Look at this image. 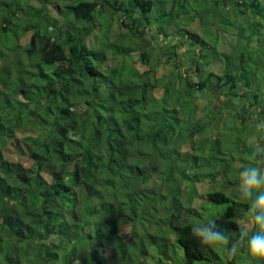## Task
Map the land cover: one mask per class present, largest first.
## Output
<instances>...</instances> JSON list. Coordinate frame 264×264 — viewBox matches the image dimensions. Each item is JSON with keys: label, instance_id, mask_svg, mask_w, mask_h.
Instances as JSON below:
<instances>
[{"label": "trees", "instance_id": "1", "mask_svg": "<svg viewBox=\"0 0 264 264\" xmlns=\"http://www.w3.org/2000/svg\"><path fill=\"white\" fill-rule=\"evenodd\" d=\"M38 1L0 0V264H264L226 250L248 219L236 197L247 141L264 146V0ZM153 22L157 48L176 60L184 45L188 67L134 66L135 50L150 62L140 37ZM213 59L221 70L193 80ZM211 81L229 106L199 102ZM226 110L237 125H218ZM10 142L29 164L6 155ZM211 221L227 245L194 238Z\"/></svg>", "mask_w": 264, "mask_h": 264}, {"label": "rangeland", "instance_id": "2", "mask_svg": "<svg viewBox=\"0 0 264 264\" xmlns=\"http://www.w3.org/2000/svg\"><path fill=\"white\" fill-rule=\"evenodd\" d=\"M28 3H32V4H37L39 1L38 0H26ZM193 12V10H192ZM53 13L55 15H58L59 14V11L56 10V11H53ZM114 26L116 29L118 30H121L124 31L126 29H129L128 27V23L127 22H122L120 25L117 23L118 21V15L115 14L114 15ZM212 15L210 14L208 19L211 20L212 19ZM155 22V21H154ZM152 24V28H145V31L146 33H144V35H142L140 37V40H141V46H147L152 50V56H150V62L149 64H144L142 63L139 59H138V54H139V50H135L132 52L131 56H130V59L133 61V64L134 66L142 71V70H145V69H148L150 65H153L154 67V71H155V76L159 77L163 74H171V72H175L176 71V64L179 63V60L184 63L183 67H188L190 65V57L187 54V51L184 52V45H181L177 50L179 52V54H181V57H179V59L177 58L176 60L174 59H170L167 57V51L165 52V49L164 51H162L160 48H157V41H161L162 38L160 35H156V36H151L152 33H155V23L157 24V22H155ZM187 26V25H186ZM190 26L193 28V29H198L200 30L201 32H203L205 35L204 37L206 38V40H212L213 42L210 43L209 42V45H212V44H215L216 48L218 49H221V50H227L229 49V44H228V38L227 36L225 35V37H223V39H216L212 37H209L210 35V29L213 25L211 23H208L206 25H202L200 26L198 24L197 26V23L196 21H194L193 23L190 24ZM189 26V27H190ZM197 27V28H195ZM204 29H207L208 31H205L204 32ZM151 30L153 32H151ZM149 32L151 34H149ZM208 38V39H207ZM26 39V35L25 36H21L20 37V41H25ZM92 40V38L89 37V41ZM223 40V42H222ZM225 42V43H224ZM156 46V47H155ZM211 49V48H210ZM203 51H207L205 48L203 49ZM14 53V51H12ZM185 53V54H184ZM191 56V55H190ZM120 57V56H119ZM118 57V58H119ZM211 56H206V59L210 58ZM117 57H109L107 60H105V64H114V62L118 59ZM200 62V60H199ZM221 67H222V63L220 62V60H217V59H213V60H210V62L208 63L207 66H204L203 68V71L202 73H199V72H195V73H192L194 71L191 70V75L193 77V80L195 81H198L199 78L203 77L204 75H206L209 71H219L221 70ZM188 69V68H187ZM189 70V69H188ZM168 76H171V75H168ZM162 92V89L161 87L159 88H156L155 90V93L160 95ZM196 97L198 98L199 102L200 103H212V100H216L214 102V105L219 107L220 105L222 106L221 108L223 107H227L229 106L228 104H226V100H223V98H225L223 95L220 96V88L214 84L212 81L209 82V85L206 87V88H199L196 92ZM212 113V112H211ZM219 126H228V127H233L235 125H237V121L235 120V118L233 116H230L229 113L226 111H223V114H222V117H221V122L218 124ZM18 137H20L22 135V133H19L18 132ZM254 136V135H253ZM251 136V137H253ZM22 149H23V145L22 143H17V142H10L8 143L4 150H5V153L7 156H9L10 158L12 159H18V160H21L23 161L25 164H29L30 163V160L29 158L27 157V155L25 153L22 152ZM236 184L235 181H226V182H222L220 183L218 186L220 188H223V189H232V187H234ZM210 186V183L209 182H206V181H203V182H197V187L198 189L202 192L204 190H206L208 187ZM193 206H199L200 205V199H195V201L193 200ZM246 221L245 219H241V222H244Z\"/></svg>", "mask_w": 264, "mask_h": 264}, {"label": "clouds", "instance_id": "3", "mask_svg": "<svg viewBox=\"0 0 264 264\" xmlns=\"http://www.w3.org/2000/svg\"><path fill=\"white\" fill-rule=\"evenodd\" d=\"M255 127L264 131V120L256 123ZM247 143L251 148L249 164L239 171L236 197L248 203V219L237 222L239 241L226 250L230 257H236L243 248L252 260L264 261V146L257 142L255 136ZM191 231L202 247L227 245L229 239L217 228L215 221L207 224L193 223Z\"/></svg>", "mask_w": 264, "mask_h": 264}]
</instances>
